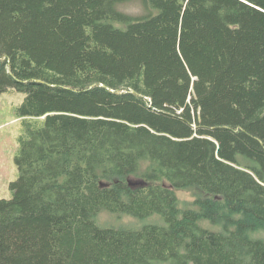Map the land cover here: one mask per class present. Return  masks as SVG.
Instances as JSON below:
<instances>
[{
    "label": "trees",
    "instance_id": "trees-1",
    "mask_svg": "<svg viewBox=\"0 0 264 264\" xmlns=\"http://www.w3.org/2000/svg\"><path fill=\"white\" fill-rule=\"evenodd\" d=\"M124 1L0 0L24 94L0 264H264V0Z\"/></svg>",
    "mask_w": 264,
    "mask_h": 264
},
{
    "label": "rangeland",
    "instance_id": "rangeland-1",
    "mask_svg": "<svg viewBox=\"0 0 264 264\" xmlns=\"http://www.w3.org/2000/svg\"><path fill=\"white\" fill-rule=\"evenodd\" d=\"M144 0H125L117 5V10L131 17H139L147 13H154V10H147L143 5ZM113 26L124 28V25L113 22ZM24 94L16 90H7L0 93V200L11 198L10 185L17 179L18 170L14 159L18 150V138L23 132L22 120L17 115V108L23 101ZM176 196L183 206V203H190L193 197L188 191H177ZM99 227H119L144 225L164 226L163 218L159 214L138 219L129 215H114L102 212L97 219ZM200 227L211 231H220V226L210 223L207 220L200 222ZM250 236L254 239L264 241V231L252 232Z\"/></svg>",
    "mask_w": 264,
    "mask_h": 264
}]
</instances>
